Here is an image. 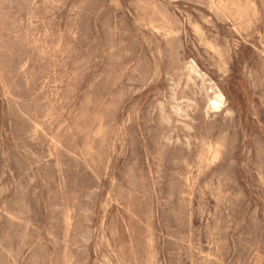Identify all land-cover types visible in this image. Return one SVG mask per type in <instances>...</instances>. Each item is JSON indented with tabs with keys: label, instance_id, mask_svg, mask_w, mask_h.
Returning <instances> with one entry per match:
<instances>
[{
	"label": "rangeland",
	"instance_id": "1",
	"mask_svg": "<svg viewBox=\"0 0 264 264\" xmlns=\"http://www.w3.org/2000/svg\"><path fill=\"white\" fill-rule=\"evenodd\" d=\"M0 264H264V0H0Z\"/></svg>",
	"mask_w": 264,
	"mask_h": 264
},
{
	"label": "bare ground",
	"instance_id": "2",
	"mask_svg": "<svg viewBox=\"0 0 264 264\" xmlns=\"http://www.w3.org/2000/svg\"><path fill=\"white\" fill-rule=\"evenodd\" d=\"M224 95L221 92H216L212 97L209 99V104L212 108L218 109L221 107L224 101ZM212 149V148H211Z\"/></svg>",
	"mask_w": 264,
	"mask_h": 264
}]
</instances>
